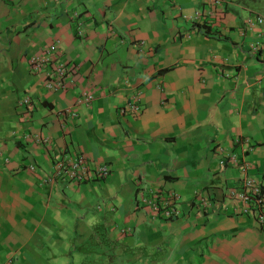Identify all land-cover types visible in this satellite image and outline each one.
<instances>
[{"label": "crops", "instance_id": "crops-1", "mask_svg": "<svg viewBox=\"0 0 264 264\" xmlns=\"http://www.w3.org/2000/svg\"><path fill=\"white\" fill-rule=\"evenodd\" d=\"M249 4L0 0V264H264V224L228 194L243 164L264 181V56L249 46L264 25H245L264 13ZM50 43L76 66L64 91L29 66ZM83 88L77 118L54 114ZM68 151L109 176L44 183ZM151 193L177 194L176 216L138 207Z\"/></svg>", "mask_w": 264, "mask_h": 264}, {"label": "built area", "instance_id": "built-area-1", "mask_svg": "<svg viewBox=\"0 0 264 264\" xmlns=\"http://www.w3.org/2000/svg\"><path fill=\"white\" fill-rule=\"evenodd\" d=\"M224 0H210V4L214 7L222 5ZM211 13L212 10H211ZM193 18L196 21L204 22V17L199 11L194 12ZM245 25L254 28L256 26L264 25V15L256 14L249 16L245 20ZM250 49L257 53L260 52L264 56V31H259L258 39L249 44ZM57 45L50 43L43 49L42 53L29 58V66L31 70L36 72H43L45 80L43 87L47 91H64L68 85L75 83V64L67 61H59L56 56ZM93 99V95L86 89H81L74 99L72 106L63 107L55 110L56 116H67L70 118L78 117V108L82 104L88 105ZM29 98L26 97L21 104H27ZM129 111L137 113L140 108L137 101H131L128 106ZM36 142H47V137L35 136ZM232 162H236L234 157H230ZM33 169V166H30ZM247 165H242V176L237 183V188H229L228 194L234 200L235 210L241 213H248L253 206L255 218L258 222L264 224V181L256 180L247 174ZM111 171V167L107 163L94 162L87 158L82 152H64L62 156L53 163L51 174L43 180L44 183L52 184L58 178L68 179L79 184L91 180H104ZM202 202L206 204L205 198L198 193ZM177 194H167L161 197L154 193L148 196H143L138 207H146L153 214L161 215L165 219H172L176 216L177 209L175 201Z\"/></svg>", "mask_w": 264, "mask_h": 264}, {"label": "rangeland", "instance_id": "rangeland-1", "mask_svg": "<svg viewBox=\"0 0 264 264\" xmlns=\"http://www.w3.org/2000/svg\"><path fill=\"white\" fill-rule=\"evenodd\" d=\"M249 4V8L258 13H264V0H243V4ZM246 7V6H245Z\"/></svg>", "mask_w": 264, "mask_h": 264}, {"label": "trees", "instance_id": "trees-1", "mask_svg": "<svg viewBox=\"0 0 264 264\" xmlns=\"http://www.w3.org/2000/svg\"><path fill=\"white\" fill-rule=\"evenodd\" d=\"M167 70H168V68L161 69V70L159 71V73H161V72H165V71H167Z\"/></svg>", "mask_w": 264, "mask_h": 264}]
</instances>
